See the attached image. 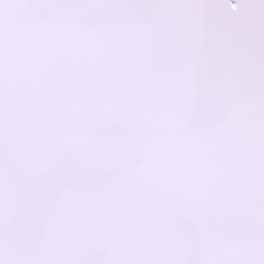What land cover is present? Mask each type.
<instances>
[{"label": "snow or ice", "instance_id": "1", "mask_svg": "<svg viewBox=\"0 0 264 264\" xmlns=\"http://www.w3.org/2000/svg\"><path fill=\"white\" fill-rule=\"evenodd\" d=\"M0 264H264V0H0Z\"/></svg>", "mask_w": 264, "mask_h": 264}]
</instances>
